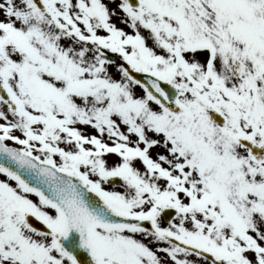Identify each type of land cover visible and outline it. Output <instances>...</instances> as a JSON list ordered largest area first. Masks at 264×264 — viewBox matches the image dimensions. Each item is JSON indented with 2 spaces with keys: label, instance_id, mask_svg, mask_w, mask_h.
Listing matches in <instances>:
<instances>
[{
  "label": "snow or ice",
  "instance_id": "1",
  "mask_svg": "<svg viewBox=\"0 0 264 264\" xmlns=\"http://www.w3.org/2000/svg\"><path fill=\"white\" fill-rule=\"evenodd\" d=\"M0 264H264V0H0Z\"/></svg>",
  "mask_w": 264,
  "mask_h": 264
}]
</instances>
